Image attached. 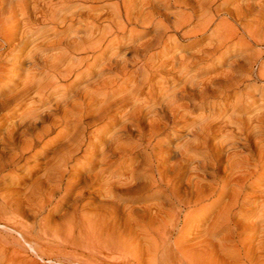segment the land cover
<instances>
[{
	"label": "bare ground",
	"instance_id": "1",
	"mask_svg": "<svg viewBox=\"0 0 264 264\" xmlns=\"http://www.w3.org/2000/svg\"><path fill=\"white\" fill-rule=\"evenodd\" d=\"M171 6L170 16L163 10ZM76 24L85 37L70 38ZM137 28L152 39L120 40ZM48 31L57 39L45 57ZM205 39L195 55L159 63L181 40ZM113 45L111 77L91 74ZM8 48L0 54V120H18L4 133L0 124V264H264V195L244 210L264 181L256 176L264 169V103L250 95L264 86V0H0V52ZM234 97V114L252 117H225ZM216 98L225 102L217 118L216 108L184 141L168 140L187 115L182 107L204 110ZM128 100L120 127L98 143L101 128L89 129L111 124ZM57 128L67 141L52 161L32 167ZM90 154L100 160L85 164ZM119 156L127 167L107 175L108 159ZM42 167L27 189L8 188L14 177L27 181L20 171ZM196 221L197 231L187 229Z\"/></svg>",
	"mask_w": 264,
	"mask_h": 264
},
{
	"label": "rangeland",
	"instance_id": "2",
	"mask_svg": "<svg viewBox=\"0 0 264 264\" xmlns=\"http://www.w3.org/2000/svg\"><path fill=\"white\" fill-rule=\"evenodd\" d=\"M48 2H57L58 0H47ZM209 1V0H208ZM97 6V5H96ZM99 11V12H98ZM164 13H166V14H169L170 16L173 14V13H175L176 12V8L174 7V6H171L170 8H165L164 10ZM105 11H103V9H99V10H97V12H96V16H98L97 14L98 13H104ZM246 21H248V19H246L245 20V22ZM100 22V23H99ZM98 22V20L96 21V24H99V25H96V26H100L101 27V29H106V27L108 26V23L107 22H102L103 24L102 25H100L101 24V21H99ZM107 24V25H106ZM78 25H80V24H76V25H74L73 27V29L72 30H74V31H71V32H77L76 34L77 35H74V34H72V36H70V38H73V39H77V37H85V33H83V32H79V27L80 26H78ZM104 25V26H103ZM95 26V27H96ZM102 27H104V28H102ZM76 28H78V29H76ZM89 29L90 30H92L90 27H89ZM77 30V31H76ZM93 30H95V29H93ZM92 30V31H93ZM96 31V30H95ZM71 32H69V33H67L66 35H70V33ZM97 33H96V35L95 36H97V34L98 33H102V30L100 31V32H98V31H96ZM142 32H144V29L143 28H137V30H136V32L134 33V34H129L128 32L127 33H125V35L123 34L122 36H121V41H123L124 43H134V45H138L139 43H144V42H146V41H148L149 39H152V37H153V32H149L148 34L146 33H143L142 34ZM78 34L80 35V36H78ZM145 34V35H144ZM99 35V34H98ZM172 35H174V34H172ZM46 39H45V37H44V42H43V44H41V48H46V51H45V57H49L52 53H54L53 51H51V50H53V48H54V46H53V43L52 42H54V41H56V39H57V36H56V34H55V31H48L47 33H46ZM56 36V37H55ZM75 36V37H74ZM77 36V37H76ZM132 36V37H131ZM172 37V36H171ZM97 38V37H96ZM207 42H208V39H205V40H203L202 42H200V43H196L195 41H185V40H181L179 43H177V45L176 46H174V49H173V51L169 54V56H167V57H164V58H162V59H160V61H159V63H162L164 60L166 61H171L174 57H177V56H193V55H195L199 50H201L202 48H204L205 47V45H207ZM45 44H47V45H45ZM52 44V45H51ZM116 44V43H115ZM179 44V45H178ZM51 45V46H50ZM179 46V47H178ZM182 46V47H181ZM114 47V48H113ZM113 50H112V48L110 49V51H109V53H108V55L107 56H105V58L103 59V60H101V62L99 61L98 62V64L96 63V64H92V67H91V69H90V73L91 74H95V76H97L98 74H100V73H102L103 74V76L105 77V78H108V77H111V74H109V70L106 68L107 66V64H108V62H106V61H108L107 59H108V57H110V55H116V52H117V45H113ZM116 47V48H115ZM176 48V49H175ZM251 49V48H250ZM30 50V46L26 49V51H29ZM116 50V51H115ZM232 50V52H233V48H231L230 50H229V53H232V52H230ZM9 51V48L8 49H6L4 52L2 51V52H0V54L1 55H5L7 52ZM256 51H258V49L257 48H252L251 50H248V53L250 54V53H252V52H256ZM48 52V53H47ZM110 52H113V53H110ZM110 54V55H109ZM46 55H48V56H46ZM166 61V62H167ZM156 62H158V60L156 61ZM66 64L68 63V62H65ZM65 64V65H66ZM103 66H102V65ZM204 65H205V63H202V64H200V65H195L193 68H192V72L191 73H194L195 71L197 72V71H200L201 69H203V67H204ZM169 69H171L170 68V66H167L165 69H164V71H167V70H169ZM227 69V66L226 67H224V68H222V70H226ZM218 73V72H217ZM191 75V74H190ZM212 75H215V74H211L210 76H212ZM23 81H24V76H21L20 78H18L17 79V89L19 90V89H21V86H22V83H23ZM123 81H121L120 83H122ZM160 85L161 84H156L155 85V92L157 93V92H159L160 91ZM174 85V84H173ZM260 86V87H259ZM255 85V90H249L248 88H243L244 89V91L245 92H247V91H250V95L251 96H254V95H256L257 96V93L258 94H262V98L261 97H256V106H259V105H261V103H264V86L263 85ZM157 88V89H156ZM126 93V92H125ZM161 93L160 94H157V96L156 97H158V98H161ZM145 99V93L143 94V95H141L140 96V101H143ZM237 98H231L230 99V102H229V105H228V109L226 110V118L227 117H230L231 116V114L233 115L234 114V112H233V107H234V105H233V103L235 102V100H236ZM258 99H260V100H258ZM212 101V102H211ZM181 102V103H180ZM185 102V103H184ZM191 101H188V99H182V98H180V100L178 101V104L179 105H181V106H184V105H191ZM215 104H217L218 106H216ZM225 105V102H224V100H222V99H218V98H216V99H212V100H210L205 106H204V110H200V109H195V110H192L191 111V109L190 110H188V108L186 107L185 109H184V107H182L181 109H182V111H184L185 113H187V115L186 116H188V117H186V116H184V117H182L181 119H179L176 123H175V125H174V127H173V129L170 131V132H168V140H175V139H177V140H179V141H184L187 137V133L188 132H190V129H193L194 127H195V125L197 124V121L199 120V118L201 117H205V116H207L208 114H209V112L211 111V110H213V109H216V112H217V115L215 116V118H217L218 117V109L220 108V109H222L223 108V106ZM131 101L130 100H128L127 102H126V104L124 105V107L123 108H121V109H119V110H114V112H111V114H110V117H112L113 118V121L115 122V121H117V123H113V121H112V123L111 124H109V125H107V126H104V124H102V125H98V126H96V127H93V128H91V129H89V131L88 132H92V131H94L95 129H100L101 131V139L98 141V143H101V142H103L105 139H103L104 137H106V139H107V137H110V135H111V131L110 130H112L114 127H116V128H118V127H120V123L122 122V120H121V117L125 114V112L127 111V109H130L131 108ZM251 111V110H250ZM250 111H243V112H238V113H236V114H234L235 116H237V117H240V118H249V117H252V113L250 112ZM77 116H73V119H75ZM18 120V118H13L12 120H9L8 122H7V120L6 119H2V120H0V124L1 123H3V131H1V133H4L5 132V130H6V128L10 125V124H12V123H14V122H16ZM184 123V124H183ZM176 126V127H175ZM107 128V129H106ZM108 128H109V130H108ZM62 128H57L56 129V131L54 132V134L53 135H51V136H49L45 141L46 142H51L50 144H49V146H47V147H45V148H42V146L41 147H39L38 148V150L37 151H43V152H45L44 153V155L45 156H42V158H41V160L40 161H36V160H33L32 162H31V166L33 167L34 165L35 166H37V165H42V166H44L45 164H47L48 162H50V161H52L53 160V157H54V154H53V152L52 151H57V150H60L61 148H62V146H63V144L67 141L66 139H67V137H64L63 136V134H60L61 132H64L63 130H61ZM247 133H248V131H247ZM60 136V137H59ZM104 136V137H103ZM179 137H182V138H179ZM161 139H163L162 137H161ZM220 137L218 136V137H216V138H212V140H211V143L212 144H217V143H219L220 142ZM56 142V143H55ZM169 143V142H168ZM174 142H171V144H167L166 146H160V148L161 149H166V148H168V147H173V144ZM52 145L54 146V147H52ZM51 146V147H50ZM129 147H132V148H134V147H136L137 146V144H135V143H131V144H129L128 145ZM97 149V148H96ZM95 150V149H94ZM52 152V153H51ZM129 154H131V153H129ZM128 154V155H129ZM82 155L83 154H81V155H79V158L81 157L82 158ZM119 157H120V159H119ZM119 157H117V158H110V159H108V161H110V166H108V171L106 172L107 173V175H110V174H114V173H117V172H119V171H121V169H123L124 167H127V165H123V158H121L122 156H119ZM86 161H85V164H88V163H90V162H92V161H99L100 160V158L98 157H94V156H92L91 154H90V157H86ZM119 159V160H118ZM137 161H139V159L137 160ZM113 162V163H112ZM82 166H80V168H81ZM133 167H135V164H133L132 165V168L131 169H133ZM43 168V169H42ZM40 170H38V172H36V174H33V175H30V176H26L27 175V171H25V170H22V171H20L18 174H17V177H20V179H22V178H26L27 179V181L26 182H22L20 185H19V179L18 178H12V179H9V181H11L10 183V186H8V188L9 189H27L32 183H34V182H36L38 179H40L41 178V176L44 174V168L45 167H42ZM98 171V169H94L93 170V172L92 173H96ZM262 171V172H261ZM262 175L263 173H264V169H261L260 170V172H258V174L256 175V176H259L260 174ZM76 176V175H75ZM257 178V177H256ZM14 180V181H13ZM17 183V184H16ZM12 187V188H11ZM250 195H252L253 197H255L254 199H252V202H253V204L251 205V206H247L246 208H244V210L245 211H247V209L249 210V209H253V208H257L258 206H260L261 205V203H260V199L258 198V197H261V196H263L264 195V181L263 182H260V183H258V184H256V185H254L251 189H250ZM255 201V202H254ZM144 203V202H143ZM137 204V203H136ZM135 204V206H139V205H141V204H137L136 205ZM142 205H144V204H142ZM224 205H225V203L224 204H222V205H220L214 212H212L211 213V216H210V219H209V221L207 222V224L209 225V224H211V221L217 216V214H218V211L220 210V209H222L223 207H224ZM254 219L253 218H250L249 219V222H251V221H253ZM195 223V224H194ZM193 224H191V225H188L187 226V229L188 228H190V229H192V231L193 230H195L196 229V231H197V225H198V223L200 224V222L199 221H196V222H194ZM194 226V227H193ZM196 227V228H195ZM186 229V228H185ZM196 231H194V233H196ZM250 235V234H249ZM201 239H196V240H194V241H191L190 243H189V245H192L193 243L195 244L196 242H198V241H200ZM256 243H253V244H251V245H255Z\"/></svg>",
	"mask_w": 264,
	"mask_h": 264
}]
</instances>
